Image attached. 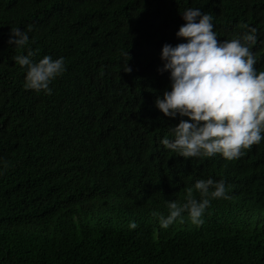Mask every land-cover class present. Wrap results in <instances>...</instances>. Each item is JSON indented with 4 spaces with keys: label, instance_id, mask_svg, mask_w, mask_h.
<instances>
[{
    "label": "trees",
    "instance_id": "obj_1",
    "mask_svg": "<svg viewBox=\"0 0 264 264\" xmlns=\"http://www.w3.org/2000/svg\"><path fill=\"white\" fill-rule=\"evenodd\" d=\"M189 7L218 41L257 29L264 71V0H0V264H264V141L233 161L161 144L179 118L154 104L170 90L160 52ZM29 25L35 61L65 59L51 95L24 88L12 58L27 49L7 44ZM210 177L230 199L161 229L150 213Z\"/></svg>",
    "mask_w": 264,
    "mask_h": 264
},
{
    "label": "clouds",
    "instance_id": "obj_2",
    "mask_svg": "<svg viewBox=\"0 0 264 264\" xmlns=\"http://www.w3.org/2000/svg\"><path fill=\"white\" fill-rule=\"evenodd\" d=\"M181 17L184 23L175 35L183 42L164 44L160 52L162 67L158 71L169 74L170 90L157 96L154 104L163 116L179 118L161 144L184 159L216 155L228 161L240 159L264 141V71L256 69L258 59L252 51L259 39L257 29L218 41L211 14L189 7ZM32 31L31 25L27 31L12 28L7 44L27 49L26 55L12 58L25 72L24 88L51 95L50 85L66 72L65 59L44 56L35 61L36 52L30 47L35 42L30 40ZM125 55L128 59L127 52ZM124 70L130 72L131 68ZM218 199H230L225 181L198 179L185 189L183 201L165 200L166 216L158 210L150 214L164 230L177 221L183 223L185 213L192 225L200 227L206 210ZM137 227L136 222L129 223L130 230Z\"/></svg>",
    "mask_w": 264,
    "mask_h": 264
},
{
    "label": "rangeland",
    "instance_id": "obj_3",
    "mask_svg": "<svg viewBox=\"0 0 264 264\" xmlns=\"http://www.w3.org/2000/svg\"><path fill=\"white\" fill-rule=\"evenodd\" d=\"M262 204L264 205V202Z\"/></svg>",
    "mask_w": 264,
    "mask_h": 264
}]
</instances>
